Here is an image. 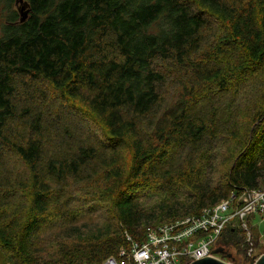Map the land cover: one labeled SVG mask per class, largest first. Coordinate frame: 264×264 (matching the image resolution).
<instances>
[{
  "label": "trees",
  "instance_id": "trees-1",
  "mask_svg": "<svg viewBox=\"0 0 264 264\" xmlns=\"http://www.w3.org/2000/svg\"><path fill=\"white\" fill-rule=\"evenodd\" d=\"M24 1L19 23L17 0H0V252L18 264H101L126 234L142 240L147 227L264 187V90L246 131L219 112L235 84L264 71V0ZM73 106L88 120L70 121ZM224 134L232 165L215 180ZM83 185L111 202L116 227H69L78 242L47 261L37 235ZM188 187L187 204L143 208ZM17 192L30 196L26 211L10 205ZM224 236L233 241L218 247L246 256V236Z\"/></svg>",
  "mask_w": 264,
  "mask_h": 264
},
{
  "label": "rangeland",
  "instance_id": "rangeland-1",
  "mask_svg": "<svg viewBox=\"0 0 264 264\" xmlns=\"http://www.w3.org/2000/svg\"><path fill=\"white\" fill-rule=\"evenodd\" d=\"M21 6V4L15 3V8ZM3 15L1 14V6H0V34H1V25L3 22ZM47 89H51L46 87ZM264 90V71H261L258 76L252 77L251 79L244 80L240 83H237L233 86L230 95L224 101H221L219 105V112L221 114V123L222 124H234L239 125L243 131H246V128L249 125L250 117L258 110V103H260L261 96ZM54 95H58L54 92ZM40 97L37 101H39ZM58 99H55V101ZM60 102V99H59ZM59 102L56 104L58 105ZM63 103V102H62ZM55 105L54 110H58L60 114L62 113L61 108H65L64 105H60V108ZM74 114L70 116V121H79L81 117H84L88 120V117L84 111L81 110L80 106L72 107ZM239 117V120L236 122V118ZM80 124V123H77ZM82 125L86 132H90L91 134H95L98 136H105L103 131H92L96 125L94 124H80ZM227 134H224V140L218 142L220 145L219 155L217 157L216 165H215V173L213 178L215 180L224 179L226 174L231 168L232 165V153H233V143L226 141ZM122 147V145H121ZM122 151V150H121ZM122 156L124 161H128L130 159L129 149H123ZM96 192L92 189L87 190L85 186H74L69 188L66 194H64V202L68 201V203H63L65 208L59 209L57 211H53L50 216L47 217L48 226L44 228L38 235L37 240L35 242L36 248H39L37 252L42 253L43 257L50 261L51 258H58L63 252L66 250L69 251L73 242L77 241L78 238L71 233L67 236V228L73 226H82V228H86L89 230H94L97 227H103L107 225H113L116 227V214L114 213L113 206L110 201L102 198L100 193L99 195H95ZM192 197L194 198V190L190 187L186 188L179 192L175 197L166 196L164 194L148 196L143 199L144 209L147 211H153L163 203H177V204H187V200ZM30 204V196L27 192H17L16 196L12 197L11 207L17 206L18 208L26 211L27 209L23 207H28ZM78 214V216L72 219L74 214ZM248 222L250 230L253 232L254 240L256 241L260 236L261 241L264 243V221L261 217L256 215H250L245 219ZM234 224L236 227L238 237V244L244 239L247 232L244 230L242 225V221L239 218H234L230 222V224ZM246 234V235H245ZM223 234L221 238V243L231 242L233 239L228 236H224ZM92 239V235L89 234L85 238V240ZM244 242H242L243 244ZM255 244V243H254ZM242 246V245H241ZM233 252H235V257L241 258L244 257V253L242 249L235 251L230 248ZM256 253H264V244L259 246ZM7 254V252H0V264H18L19 261L13 262ZM220 256V255H219Z\"/></svg>",
  "mask_w": 264,
  "mask_h": 264
},
{
  "label": "built area",
  "instance_id": "built-area-1",
  "mask_svg": "<svg viewBox=\"0 0 264 264\" xmlns=\"http://www.w3.org/2000/svg\"><path fill=\"white\" fill-rule=\"evenodd\" d=\"M250 215L264 221V187L244 189L233 194L213 207L202 210L197 216H188L172 222L147 227L142 240L136 241L126 234L127 246L121 247L101 264H189L196 260L218 257L213 254L223 234L234 228L232 219L239 218L247 232L246 256L237 260L244 264L264 243L260 236L255 241L245 219ZM264 236V234H262ZM255 243V244H254ZM244 246V245H243ZM222 259V258H221Z\"/></svg>",
  "mask_w": 264,
  "mask_h": 264
},
{
  "label": "water",
  "instance_id": "water-1",
  "mask_svg": "<svg viewBox=\"0 0 264 264\" xmlns=\"http://www.w3.org/2000/svg\"><path fill=\"white\" fill-rule=\"evenodd\" d=\"M16 4H21V6L17 7V11L20 16L19 23H25L28 20L29 15H30L29 5L24 0H17ZM248 253L250 255V260H251L250 264H264V255H262L258 260H255L254 258H252L251 251H249ZM213 254L214 255L224 254L225 258L234 259L229 253L225 252L223 248H218L214 250ZM224 259L210 257V258H205V259L194 261L191 264H229L225 262ZM244 264H246L245 261H244Z\"/></svg>",
  "mask_w": 264,
  "mask_h": 264
},
{
  "label": "flooded vegetation",
  "instance_id": "flooded-vegetation-1",
  "mask_svg": "<svg viewBox=\"0 0 264 264\" xmlns=\"http://www.w3.org/2000/svg\"><path fill=\"white\" fill-rule=\"evenodd\" d=\"M259 254V253H258ZM220 255V256H219ZM219 255H216V256H219L220 258L219 259H224L225 258V256H224V254H219ZM262 255H264V253L262 254V253H260L259 254V256L258 257H252V258H255V259H259ZM218 258V257H217ZM233 258L235 259V260H232V259H229V258H225L224 259V261L225 262H227V263H233L234 261H237L239 258H237V257H235V255H233ZM250 262H251V260H250V258L248 259V262H247V264H250Z\"/></svg>",
  "mask_w": 264,
  "mask_h": 264
},
{
  "label": "bare ground",
  "instance_id": "bare-ground-1",
  "mask_svg": "<svg viewBox=\"0 0 264 264\" xmlns=\"http://www.w3.org/2000/svg\"><path fill=\"white\" fill-rule=\"evenodd\" d=\"M218 248H220V247H217L216 249H218ZM216 249H215V250H216ZM224 251L227 252V253H229V252H228L227 250H225V249H224ZM229 254H230L232 257H233V255H234V254H231V253H229ZM218 255H219V254H218ZM216 258H217V257H216ZM218 259H219V258H218ZM229 259H232V258H229ZM239 259H240V258H239ZM239 259H238V260H239ZM254 259H255V258H254ZM232 260H234V259H232ZM255 260H258V259H255ZM196 261H197V260H196ZM193 262H194V261H193ZM191 263H192V262H191ZM191 263H189V264H191ZM229 264H230V263H229ZM231 264H240V263H238L237 261H234V262L231 263Z\"/></svg>",
  "mask_w": 264,
  "mask_h": 264
}]
</instances>
